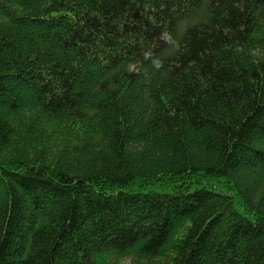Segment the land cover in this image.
Wrapping results in <instances>:
<instances>
[{"label": "trees", "instance_id": "16d2710c", "mask_svg": "<svg viewBox=\"0 0 264 264\" xmlns=\"http://www.w3.org/2000/svg\"><path fill=\"white\" fill-rule=\"evenodd\" d=\"M264 264V0H0V264Z\"/></svg>", "mask_w": 264, "mask_h": 264}, {"label": "rangeland", "instance_id": "374dc122", "mask_svg": "<svg viewBox=\"0 0 264 264\" xmlns=\"http://www.w3.org/2000/svg\"><path fill=\"white\" fill-rule=\"evenodd\" d=\"M122 264H133V263H132L131 259L127 258V259H125V260L123 261ZM146 264H166V263H165L164 261L161 260L160 262H158V261H154V262L147 261Z\"/></svg>", "mask_w": 264, "mask_h": 264}]
</instances>
